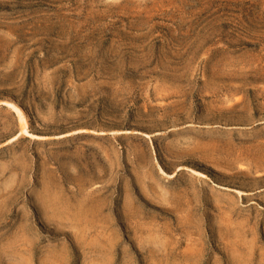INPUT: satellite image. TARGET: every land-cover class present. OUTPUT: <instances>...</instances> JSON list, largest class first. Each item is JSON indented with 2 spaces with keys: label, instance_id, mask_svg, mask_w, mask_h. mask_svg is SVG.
<instances>
[{
  "label": "rangeland",
  "instance_id": "374dc122",
  "mask_svg": "<svg viewBox=\"0 0 264 264\" xmlns=\"http://www.w3.org/2000/svg\"><path fill=\"white\" fill-rule=\"evenodd\" d=\"M0 264H264V0H0Z\"/></svg>",
  "mask_w": 264,
  "mask_h": 264
},
{
  "label": "bare ground",
  "instance_id": "6f19581e",
  "mask_svg": "<svg viewBox=\"0 0 264 264\" xmlns=\"http://www.w3.org/2000/svg\"><path fill=\"white\" fill-rule=\"evenodd\" d=\"M4 102H5V104L6 103L10 104L11 107L16 111V114L19 118V125H20L19 134H24V135H27L28 137L30 136L32 138H38V139H44L47 137L44 135L34 134V133L30 132L28 129L27 121H26L21 109L19 107H17L16 105L10 103L9 101H4Z\"/></svg>",
  "mask_w": 264,
  "mask_h": 264
}]
</instances>
